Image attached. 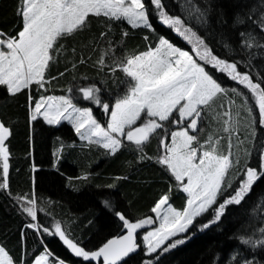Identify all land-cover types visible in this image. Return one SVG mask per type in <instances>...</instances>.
I'll list each match as a JSON object with an SVG mask.
<instances>
[{
    "label": "trees",
    "instance_id": "16d2710c",
    "mask_svg": "<svg viewBox=\"0 0 264 264\" xmlns=\"http://www.w3.org/2000/svg\"><path fill=\"white\" fill-rule=\"evenodd\" d=\"M162 2L167 13L184 20L185 26L203 38L213 54L229 62H240L238 70L250 73L254 82L264 80V48H243L240 36L241 32L252 33L259 44H264V32L257 23L264 15V0H193L206 13L203 20H198L197 14L189 15L187 0ZM19 5L20 0H0V31L14 36L22 29V18L17 15ZM149 7L151 28L133 27L127 21L108 20L104 16H90L85 28L60 40L63 47L55 53L47 70L45 87L32 85L13 96L8 94L6 87L0 86V122L11 132L5 142L10 152L8 188H0V246L20 264H31L45 250L53 260L95 264L75 256L58 236L44 232L45 227L54 233L55 225L59 223L78 246L95 251L124 231L117 212L130 222L138 221L153 215L151 208L164 194L169 195L168 202L172 207L184 208L187 195L165 167L156 162L160 150L155 136L142 146L143 151L124 143V147L113 155L98 143L80 139L68 121L49 125L41 116L35 121L30 119V108L42 96L68 95L82 104L77 99L78 89L89 84L109 98L121 92L127 77L116 65L128 56L155 47L161 37L191 52L193 45L163 25L155 7ZM101 33L105 35L102 37ZM102 56L103 65L99 63ZM205 67L228 91L218 95L209 109L202 108L200 131L193 134L198 135L199 140H205L209 133H218L220 125L224 127V121L229 119L224 112L230 111L231 116L238 112L245 123L252 121L254 134L251 141L247 139L249 152L235 159L228 177L231 187L225 185L217 203L195 217L185 233L172 237L149 257L141 243V231H138L141 246L124 260L126 264H145L149 259L152 264H243L245 260L264 264V246L253 247L241 241V238L253 242L264 238L260 232L264 228V177L255 182L240 204L228 205L219 221L208 228L201 227L214 219L219 204L239 187L246 168L260 166L264 154V126L258 123V108L251 94L211 65ZM233 88L248 97L247 103L244 96L231 91ZM97 108L93 109L100 117ZM248 108L252 109L251 115ZM163 123L167 129L173 126ZM233 123H236L234 118ZM229 132L221 128V135ZM142 156L145 158L141 159ZM0 183H3L2 161ZM24 195L35 197L36 220L23 211L31 205L17 199ZM29 224L39 225L40 230L28 227ZM177 239L184 243L167 252L162 251L164 246ZM233 255L237 256L234 262L231 260Z\"/></svg>",
    "mask_w": 264,
    "mask_h": 264
},
{
    "label": "snow or ice",
    "instance_id": "6c2138e0",
    "mask_svg": "<svg viewBox=\"0 0 264 264\" xmlns=\"http://www.w3.org/2000/svg\"><path fill=\"white\" fill-rule=\"evenodd\" d=\"M149 5L155 7L157 18L163 25L193 45L191 52L195 57L188 50H182L161 37L155 48L150 47L144 52L128 56L117 64L116 68L129 78L128 89L122 97L117 98L114 105H101L106 113H110L106 128L94 119L90 109L77 107L72 97H41L35 102V107L30 108L31 120L35 121L38 116H42L49 125H58L62 120H67L72 123L82 139L91 141L96 137L94 142L113 155L124 147V139L143 151L142 146L149 142L156 130L165 127L163 122L182 125L178 130L171 131V144L164 138L160 139L159 144L164 152L156 158V162L165 167L177 182V186L187 194L186 206L182 211L173 208L168 203L169 195L164 194L151 208L155 219L148 217L130 222L123 214L117 212L126 234L108 240L96 251H87L78 246L65 234L59 223L55 225L54 233L49 232L46 227L43 228L44 232L58 236L75 256L82 257L84 261L90 262L102 257V264H126L123 258L136 252L138 247L137 230L159 220V227L148 231L143 237L146 255L151 257L166 241L185 233L195 217L216 204L217 197L225 190V185L231 187L232 182L228 179L232 167L230 153L223 154L219 150V139H214L211 134L204 143H200L197 135L190 134V131H200L199 118L202 108L208 107L218 95L228 91L206 70V65H211L248 90L258 108V123L264 126V80L254 82L250 73L238 70L240 62H229L213 54L205 40L191 27L185 26L184 20L167 13L162 0H148V3H145V0H20L17 15L22 18V29L14 36L0 31V86L6 87L8 94L13 96L30 89L32 85L37 88L45 87L47 70L55 59V53L63 47L60 40L85 28L90 16H104L108 20L127 21L133 27L151 28ZM187 5L190 16L197 14V19L203 20L206 13L195 5L193 0H187ZM257 23L260 31L264 32V15H261ZM104 35L105 33H101L102 37ZM240 36L241 47L264 48V44H259L257 37L252 33L241 32ZM99 63L104 64L103 56ZM116 68H113V71ZM71 91L72 89H69V92ZM78 91L83 94L84 100L101 104L96 95L99 89L94 85L82 87ZM231 91L237 96H244L247 103L248 97L244 93L236 88ZM29 99L31 100V96ZM247 111L252 114L251 108ZM223 115L229 118L224 121V131L229 132L231 112L226 111ZM145 116L147 119H144ZM137 121H141L140 125L133 127L137 125ZM10 135V129L0 122V161L3 169V183H0V188L4 189L8 188L10 156L5 142ZM262 177L264 154L261 155L258 168H246L244 177L239 181V187L219 204L214 219L203 224L202 229L219 221L228 205L240 204L251 192L255 182ZM17 199L31 205L24 207L23 211L36 220L34 195L31 198L24 195ZM104 203L108 206L107 201ZM28 227L40 230L37 224H29ZM260 232L264 234V228H261ZM241 241L252 244L253 247L264 246V238L255 242L241 238ZM182 243L184 240L177 239L164 246L162 251L167 252ZM50 256L45 250L43 254L35 257L34 264H49ZM236 259V255L231 257L233 262ZM0 264L20 262L0 246ZM52 264L56 262L53 261ZM59 264H63V261H59ZM145 264H152V260L145 261ZM243 264H254V261L245 260Z\"/></svg>",
    "mask_w": 264,
    "mask_h": 264
},
{
    "label": "rangeland",
    "instance_id": "374dc122",
    "mask_svg": "<svg viewBox=\"0 0 264 264\" xmlns=\"http://www.w3.org/2000/svg\"><path fill=\"white\" fill-rule=\"evenodd\" d=\"M157 44H156V46H157ZM155 47H153V48H155ZM180 49L185 50L183 48H180ZM190 54H192V53L190 52ZM200 63L202 64V61H200ZM128 80H129V78L127 77V81ZM88 86H92V84L86 85L85 87H88ZM127 89H128V83L126 82L122 86V91L121 92H118L115 95H113V97L111 96L110 98L107 95H103L99 91L96 95L99 97V99L101 101V104H96L93 101L84 100L83 99V94L80 92V93L77 94V99L80 100V101H82L81 102L82 104H78L74 100H73V103L76 104L77 107L90 109L92 111V113H93L94 119H96L97 122L100 123L102 127H105L106 128L107 127V124H108V122L110 120V113H106L103 110V107L101 105L103 103H109L110 105H114V103L117 100V98L122 97L126 93ZM60 96H66V97H68V95H47V96H42V97H45L46 98V97H60ZM40 99H41V97L38 100H40ZM96 106H98L97 109L99 110L98 112L100 113L99 114L100 117L98 115H96L95 112H94V109L93 108H95ZM34 107H35V105L32 108H34ZM207 108L209 109V106ZM175 115L178 118V113H176ZM231 117H232V119L230 121L231 123H229V125H230V131L231 132H229L228 134L222 133V135H221V128L224 129L225 125H224V127H221L222 125H220V129L217 130L218 133H216V132L213 133V134L209 133V135L210 134L213 135L214 139H219V141H220V143H219V150L223 154H229L230 153V159L232 161V165H234L235 164V159H238V157L241 156L242 154L243 155H247V152H249L248 149H247L248 148L247 139H248V141L249 140L251 141L254 133H253L252 121L250 123L249 122L248 123H245L243 121L244 119L241 118V115L238 112H237V115L236 114L235 115L233 114V116H231ZM233 118L235 119L236 123L235 124L233 123V125H232ZM144 119H147V117L145 116ZM62 121H67V120H62ZM137 123L140 124L141 121H137ZM172 125L173 126L171 127V129H169V128L167 129L166 127L161 129L160 136H159V140L161 138H164L168 144H171V131H176V130L179 129V127H182V125H180V126L175 125V124H172ZM190 134H193V133L190 131ZM79 137H80V135H79ZM205 138L207 139V137H205ZM80 139H82V138L80 137ZM82 140H85L87 142H94L96 140V137H93L91 141L88 140V139H82ZM205 140L204 139L200 140V143H204ZM123 143H130L133 146L137 147L135 144L127 141L126 139H124ZM229 143L231 144V147L230 148H229ZM163 152H164V149L160 146L159 155H162ZM186 182L187 181H186V178H185V183ZM186 202H187V200H186ZM185 206H186V203H185ZM176 210H178V209H176ZM182 210H179V211H182ZM148 217H153L155 219V213H153V215L148 216ZM148 217H144L142 219H145V218H148ZM156 227H159V220H156V222L154 224H152V225H146L144 228L138 229L139 231H141V239H142L141 243H142V246L145 248V252H146V245H145V242L143 240V237H144V235H146V233L148 231H152ZM140 246H141V244H140ZM143 247H141V248H143ZM41 254H43V253H41ZM53 261H55L56 264H59V261H61V260H57V259L56 260L55 259L53 260L51 257H49V264H52ZM92 261L95 264H102L103 258L100 257V258H97L96 260H92ZM31 264H34V261ZM63 264H69V263L63 262Z\"/></svg>",
    "mask_w": 264,
    "mask_h": 264
},
{
    "label": "flooded vegetation",
    "instance_id": "af4514ba",
    "mask_svg": "<svg viewBox=\"0 0 264 264\" xmlns=\"http://www.w3.org/2000/svg\"><path fill=\"white\" fill-rule=\"evenodd\" d=\"M140 124H138L137 123V125H134L133 127H136V126H139ZM160 131H161V129H157L156 130V134H153L152 136H151V138H150V140H152V138H153V136H155L154 137V140H156L157 141V143H158V146H159V150H160V144H159V136H160ZM148 143V142H147ZM139 247H140V245H139Z\"/></svg>",
    "mask_w": 264,
    "mask_h": 264
},
{
    "label": "water",
    "instance_id": "95a60500",
    "mask_svg": "<svg viewBox=\"0 0 264 264\" xmlns=\"http://www.w3.org/2000/svg\"><path fill=\"white\" fill-rule=\"evenodd\" d=\"M137 232H138V230H137ZM125 234H126V229H124V231H123L121 234H119V235H116V236H114V237H111L110 239H115V238H118V237H120V236H122V235H125ZM110 239H108V240H110ZM108 240H107V241H108ZM107 241H106V242H107ZM106 242H105V243H106ZM105 243H104V244H105ZM137 244H138V247H137V250H136V252H137V251H138V249H139V242H138V238H137ZM134 253H135V252H134ZM134 253H131L130 255H132V254H134ZM130 255H129V256H130ZM129 256H128V257H129ZM126 258H127V257L123 258V260H125ZM119 263H121V262H118V264H119Z\"/></svg>",
    "mask_w": 264,
    "mask_h": 264
}]
</instances>
